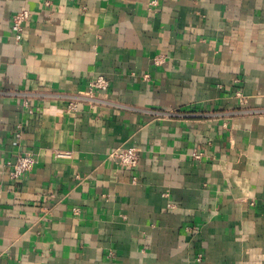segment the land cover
I'll return each mask as SVG.
<instances>
[{
	"label": "crops",
	"instance_id": "0c3cea01",
	"mask_svg": "<svg viewBox=\"0 0 264 264\" xmlns=\"http://www.w3.org/2000/svg\"><path fill=\"white\" fill-rule=\"evenodd\" d=\"M0 264H264V0H0Z\"/></svg>",
	"mask_w": 264,
	"mask_h": 264
},
{
	"label": "built area",
	"instance_id": "2783aa9c",
	"mask_svg": "<svg viewBox=\"0 0 264 264\" xmlns=\"http://www.w3.org/2000/svg\"><path fill=\"white\" fill-rule=\"evenodd\" d=\"M29 17V11L27 9H21L13 16L12 20V29L15 33V38L20 40L23 37V29L24 23L27 21ZM162 61V57H157L156 62L160 63ZM109 87L108 80L103 76L97 77L95 80L91 81L89 88L82 92L74 95L72 100L67 104L66 110L68 112L76 111L78 109V105L81 101H93L95 100V96H93V92L95 91H107ZM241 96V93H237ZM32 112V110H29ZM18 135V134H17ZM59 156H70L68 152H60ZM202 156L201 152H195L194 157L196 159H200ZM111 157H113L117 163L121 167L125 168H134L138 165L140 160V153L136 147L128 146V147H119L115 149L111 153ZM36 163V159L32 154H23L18 156L14 168L11 172V177L13 179H19L24 173L30 171ZM200 260V258L198 259Z\"/></svg>",
	"mask_w": 264,
	"mask_h": 264
}]
</instances>
